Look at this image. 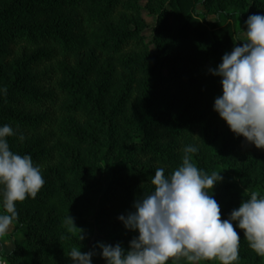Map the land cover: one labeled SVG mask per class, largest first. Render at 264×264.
I'll return each instance as SVG.
<instances>
[{
	"label": "rangeland",
	"instance_id": "obj_1",
	"mask_svg": "<svg viewBox=\"0 0 264 264\" xmlns=\"http://www.w3.org/2000/svg\"><path fill=\"white\" fill-rule=\"evenodd\" d=\"M13 1L0 0V14ZM32 1L36 2L35 7L43 8L46 5L42 2L48 0ZM54 1L57 3L58 0ZM102 2L84 0L83 10L93 14L103 7ZM18 3L23 4L21 0ZM167 5L166 0H124L119 10L102 22L98 30L89 31L86 35L70 32L71 36H80L79 43L82 45L81 50L74 54L64 53L59 45L30 47L12 38V30L17 26L38 28L39 25H45L58 27L60 32L67 33L79 26L76 23L80 18L84 19L82 13L76 10L75 12L73 8L61 12L57 5L55 9L48 7L51 8L48 17L41 15L38 19H25L19 24L3 23L0 19V126H12L16 134L7 138L10 150L20 155H31L34 164L40 166L45 179L44 186L35 198L29 197L23 202H16L19 217L7 235L0 238V264H72L68 256L72 247L81 248L83 252H94L92 264H106L101 255L102 249L98 247V243H102L101 238L139 235L138 231L127 229L118 219L120 215H127L134 210L115 209L110 205V195L106 196L108 200L104 207L101 201L114 176L120 177L125 173L123 167L112 170L110 163L117 154L116 151L129 142L132 133L125 121L134 116V109L130 108L138 105L137 94L142 95L146 91L154 99L158 109L168 107L174 113L193 119L198 132H203L202 137L205 139L201 144L207 146L210 153L206 155L208 151L205 149L201 154L197 152L195 157L192 156L195 164L199 162L204 165L222 166V159L214 154L221 153L224 137L231 133L232 141L224 158L230 171L231 182L237 184L239 189L235 187L227 193L225 191L224 195H220V191L212 192L211 195L215 199L223 201L239 196L242 192L250 195L252 191L264 195V149L257 148L244 137L239 143L240 136L232 132L227 122L214 110L215 100L211 98V92L207 91V84L199 79L201 72L205 71L210 63H201L198 69L188 64L181 65L184 79L192 87L183 86L177 90L172 87H159V75H151L137 66L138 60L157 52L153 40L158 15ZM251 7L252 0H199L198 14L205 15L211 24H231L235 31L236 43L225 48L218 58L212 59L213 66L218 67L225 53H230L237 44L242 46L246 41L247 25H244L241 16L224 17L220 16V13L236 12L247 16L252 13ZM244 28V32L240 33ZM138 31L144 39L145 45L142 48L135 50L129 46L122 52H116L110 47L111 44H102L103 40L112 36ZM180 50L183 56L200 64L201 55L195 46L185 45ZM49 52H55V56L51 57L49 64L41 63L48 57L37 54ZM173 54L171 56L175 57L177 50H174ZM24 55L27 59L18 61ZM31 55L36 56L41 64L30 67L31 64L25 60ZM42 73H46L47 78H52V81H45L42 85L36 84L33 78ZM83 73L87 74L83 87L89 95L86 99H81L82 93L76 87L77 80ZM15 78L23 80V87L40 89V93L54 90L52 94L58 98L59 106L33 108L16 96H10L8 99L4 93ZM221 79L214 75L211 80L216 87H222ZM61 81L70 86L67 87L66 95L54 84ZM194 86L196 89H192ZM72 100L78 102L74 111L70 106ZM120 101L126 108L120 114L114 113ZM61 105L64 106L61 108ZM127 110L130 112L127 113ZM38 118H51L52 123L46 122L44 124H48V127H36L37 130L28 129L21 124V119ZM111 119L115 126L121 129L108 140ZM21 134L24 136L23 141L19 138ZM136 141H140V138ZM110 142L114 147L107 150L106 144ZM244 152H248V156L243 160L240 155ZM151 188L147 189V194L154 190L153 185ZM76 211L84 216L86 223L77 220ZM0 212H3L2 205ZM69 216L73 218L75 225L66 222ZM238 234L241 238L239 260L235 264H264V258L249 247L244 233ZM171 261L168 264H173ZM176 264L190 262L180 258ZM198 264L219 262L201 261Z\"/></svg>",
	"mask_w": 264,
	"mask_h": 264
},
{
	"label": "clouds",
	"instance_id": "obj_2",
	"mask_svg": "<svg viewBox=\"0 0 264 264\" xmlns=\"http://www.w3.org/2000/svg\"><path fill=\"white\" fill-rule=\"evenodd\" d=\"M246 25V41L225 53L222 63L210 70L222 78V95L215 99L214 110L237 136L264 149V15L249 16ZM15 134L11 125L0 126V238L18 220L16 202L35 198L45 184L31 155L10 150L7 138ZM19 138L24 140L22 134ZM198 151L195 145L185 146L182 164L170 174L162 167L156 169L151 179L154 190L134 202V211L118 217L127 229L139 233L129 249L120 243H98L106 264H168L170 260L176 264L180 258L190 264H235L241 239L236 228L264 258V195L252 191L227 219H221L220 205L211 192L223 176L198 168L192 161ZM66 222L74 224L71 216ZM93 255L77 247L68 253L72 264H92Z\"/></svg>",
	"mask_w": 264,
	"mask_h": 264
},
{
	"label": "trees",
	"instance_id": "obj_3",
	"mask_svg": "<svg viewBox=\"0 0 264 264\" xmlns=\"http://www.w3.org/2000/svg\"><path fill=\"white\" fill-rule=\"evenodd\" d=\"M18 1L20 0H14L5 11L1 12L0 19H2L3 23L10 22L11 24H19L22 20H35L41 15L43 17H48L51 13L49 10L51 8L55 9L56 5L61 12H67L71 8L79 13L81 12V16H83L84 19L80 18L79 22H74L79 26L73 30L67 31L68 34L64 31L60 32L58 27L54 28L45 25H39L38 28L17 26L12 30V38L18 39L20 42H23L30 47L54 44L55 46L59 45L64 53L74 54L81 50L82 45L79 43L80 36H71L70 32L79 33V35H86L89 31L98 30L101 27L102 22L113 16L119 10L121 3L124 0H102L103 7L93 14H89L87 10H83L84 0H58L57 3L54 0H48L47 2H42V4L46 5V7L43 8L35 7L37 6L36 2H33L32 0H21V3L23 4L18 3ZM90 1L93 2L94 0ZM137 1L139 2V0ZM166 1L168 2V5L161 9L158 15L156 33L153 40L157 52L148 54L143 60H138L137 66H139L142 71L148 72L151 75H159V87L166 86V89L172 87L177 90L182 89L183 86L192 87V85H188V81L184 79V72L181 65L188 64L189 66L198 69L200 68L201 63H210L208 68L201 72V77L199 79L202 83L207 84V91H209V93L211 92V98L215 100L218 96L222 95L223 89L222 87H216L211 80L214 75L210 70L217 68V66H213L211 62L212 59L218 58L225 48L232 47L236 43L234 28L231 24H211L205 15L198 14L197 5L199 0ZM251 12V15H264V0H252ZM251 15L246 16L244 13L236 12L220 13V16L224 17L237 18V16H241L245 22V26L248 17ZM68 27L69 23L66 28L68 29ZM244 30L245 28L242 29L240 33H243ZM107 31L108 33H111L110 30ZM134 33L127 32L112 36L103 40L102 44H111L112 46L110 47H113L116 52H122L129 46L135 48V50L136 48L144 47L145 44L144 39L140 34L141 32L138 31ZM190 44L199 50L201 55L200 64L182 55L180 50L181 47ZM174 50H177L175 57L171 56L174 55ZM54 53L55 52H49L43 55L37 54V56L48 57V59L44 58L42 62L39 61L36 56L32 55L25 61L31 64L30 67H35L37 64L41 63L49 64L51 57L55 56ZM22 59L27 58L24 55L23 57H20L18 61ZM26 64L27 63L24 65ZM166 72L168 75H166ZM80 77L81 78H78L77 80L78 85L76 87H78V90L82 93L81 99L89 98L88 93L84 91L83 88L86 84L84 80H86L87 74L83 73ZM33 80L36 81V84L42 85L45 84V81L51 82L52 78H47V74L42 73L41 75H36ZM22 82L23 80L15 78V81L11 82L7 91L4 93L5 96L7 98L10 96H16L23 103L33 108H42L47 105L51 108L59 106L58 98L52 94L54 90H49L47 93H40V89H33L31 87L27 89L23 87ZM54 84L61 88V92L64 95L68 93V83L61 81ZM71 87H73V85H71ZM199 87L198 84L197 88ZM192 89H196V86ZM69 93L72 95L70 89ZM137 96L138 98L136 99L138 105L130 108L134 109V116L125 121V125L131 129V138L124 147H121L116 151L117 154L113 156L110 163L112 170L117 168L122 169L121 167H123L125 173L121 174L120 177L114 176L108 192L103 196L101 201V204L104 207L108 200L106 196L110 195V205H113L115 209L121 211L135 210L133 207L134 202L141 199L140 197H143V192V194H147V189H150L152 186L151 179L157 168H164L167 175L182 164L183 148L185 146L190 144L195 145L198 147V153L200 154L203 153L204 149L206 151L209 149L204 144H201L205 137H202L204 136L203 132H198L193 119H188L180 114L174 113L168 107L158 109L155 106L154 99L147 91L142 95L137 94ZM118 105L114 113L120 114L126 106L121 101ZM63 106L61 105V108ZM70 106L74 111V109L78 107V102L72 100ZM126 112L129 113L130 111L127 110ZM12 117L15 116L12 115ZM111 121L112 119L110 122ZM46 122L50 123L51 118H41V120L39 118L35 120L21 119L23 127L32 130H37L36 127L46 125L44 124ZM111 123L112 126L108 130V140L112 139L114 134L121 129L118 126H115L114 121ZM45 127H48V124ZM230 135L228 134L224 137L225 141L221 153H213L215 156H220V159L223 161L222 166L214 164L204 165L199 162L196 164L198 168L209 174L212 171L221 172L223 180L218 182L212 190V192L220 191V195H224L225 191V193H227L228 190H232L235 187L239 189L237 184L231 182L230 171L225 164L226 160L224 155L225 152L229 150L230 142L232 141ZM242 137L243 136H240V138H238L239 143L242 141ZM138 138H140V141H136ZM106 147L108 150L113 148L114 145L110 142L109 144H106ZM209 153L210 152L208 151L206 155ZM195 154H192V156L195 157ZM247 154L248 152H244V154H241L240 156L244 160L248 156ZM239 191L241 192V189ZM249 196L250 195L245 194V192H242L239 196H233L227 200L222 201L221 199H216L220 205L221 219H227L231 211L238 208ZM76 214L79 222L86 223L84 216L80 212L76 211ZM233 225L236 227V222H233ZM236 230H238L239 233H244L243 230L239 228H236ZM135 237L138 236L123 235L116 238L103 237L100 240L102 243L111 244L113 246L120 243L125 250H128L130 246L129 242ZM170 263H173V261Z\"/></svg>",
	"mask_w": 264,
	"mask_h": 264
}]
</instances>
